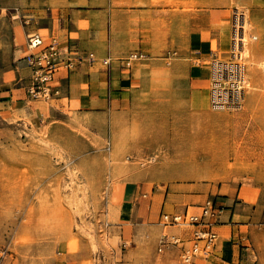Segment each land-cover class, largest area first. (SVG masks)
Listing matches in <instances>:
<instances>
[{
    "label": "rangeland",
    "instance_id": "rangeland-1",
    "mask_svg": "<svg viewBox=\"0 0 264 264\" xmlns=\"http://www.w3.org/2000/svg\"><path fill=\"white\" fill-rule=\"evenodd\" d=\"M40 1L59 0H0V92L14 85L7 71L20 14ZM155 1L187 13L225 9L230 39L240 17L247 79L241 107L211 108L206 96L195 110L185 80L198 61L183 34L163 36L170 41L133 61L130 70L143 76L136 96L125 93L120 101L81 110L51 81L28 102L31 110L41 108L39 118L14 110L15 97L7 107L0 102V110H12L10 120L22 123L0 134V264H184L178 246L162 241L185 236L191 226L162 224V210L199 211L209 198L221 208V197L239 192L245 199L248 187L264 209V0ZM229 52L228 46L213 55L223 59ZM211 57L197 70L208 80ZM119 188L139 204L141 225L132 240H121L113 226ZM215 230L224 238L231 233L230 226Z\"/></svg>",
    "mask_w": 264,
    "mask_h": 264
},
{
    "label": "crops",
    "instance_id": "crops-1",
    "mask_svg": "<svg viewBox=\"0 0 264 264\" xmlns=\"http://www.w3.org/2000/svg\"><path fill=\"white\" fill-rule=\"evenodd\" d=\"M170 1L180 3L181 0ZM27 10L20 14L23 23L15 36L12 70L7 71L9 81L15 86H6L0 92V102L7 107L15 97L14 110L24 111L33 118H39L41 108H29L28 102L32 100L26 90L27 83L32 81V72L28 57L52 42L59 51L72 53V59L78 54H95L97 59L91 64L82 61L74 71L67 69L65 74L54 71L50 85L59 88L78 109L88 111L120 101L125 93L132 97L140 91L143 76L132 73L130 68L125 75L126 67L115 66L113 58H122L129 50H159L156 44L170 41L163 36L182 34L188 35L190 55L198 61L185 85L190 102L199 111L206 96L207 100L209 98V80L197 72L199 62L216 51L230 48V26L225 9L212 5L195 7L187 13L173 6H159L154 0H59L54 4L40 1ZM187 14L188 18L182 21L180 17ZM34 34L42 39V44L30 48L29 39ZM226 44L228 46L224 47ZM108 54L112 58L110 67L100 62ZM11 117L12 110H0V134L22 129L20 120H10ZM0 141H3L2 135ZM247 189V193L244 191L247 197L242 200L238 198L239 192L233 197H221L222 207L215 226L219 229L230 226L231 233L229 238L218 235L213 250L206 258L198 259L200 264H264V209L258 210L255 206L258 198L255 199L250 187ZM115 195L112 217L117 222L113 223L114 229L121 240H132L141 225L139 204L129 200L127 188H119ZM60 264L78 262L66 259Z\"/></svg>",
    "mask_w": 264,
    "mask_h": 264
},
{
    "label": "built area",
    "instance_id": "built-area-1",
    "mask_svg": "<svg viewBox=\"0 0 264 264\" xmlns=\"http://www.w3.org/2000/svg\"><path fill=\"white\" fill-rule=\"evenodd\" d=\"M41 41L42 39L34 34L29 39V47H40ZM243 45V24L240 17L235 16L231 28L229 56L222 59L212 54L209 60V102L212 108L238 109L242 105L247 86L246 65L242 56ZM71 54L59 51L55 42L31 53L28 64L31 66L33 78L28 86L29 95L37 97V93L43 89L42 86L53 81L52 73L57 71L59 66L72 70L82 61L91 64L97 59L93 52H88L85 56L78 54L75 59L71 58ZM145 56V52L133 50L127 56L119 58L120 65L130 68L134 60ZM100 62L110 67L112 58L108 54L102 57ZM199 208V211L190 210L188 207L175 212L162 210L159 216L162 224L191 226L185 236H173L169 241L165 238L162 241L164 245L178 246L184 264H200L198 259L208 256L218 238L215 224L220 214V206L209 198L200 204Z\"/></svg>",
    "mask_w": 264,
    "mask_h": 264
},
{
    "label": "bare ground",
    "instance_id": "bare-ground-1",
    "mask_svg": "<svg viewBox=\"0 0 264 264\" xmlns=\"http://www.w3.org/2000/svg\"><path fill=\"white\" fill-rule=\"evenodd\" d=\"M244 26V25H243ZM209 107H211L210 102H208ZM212 108V107H211Z\"/></svg>",
    "mask_w": 264,
    "mask_h": 264
}]
</instances>
